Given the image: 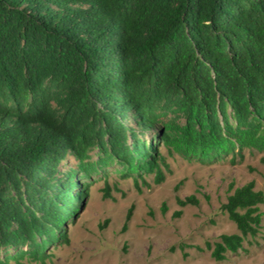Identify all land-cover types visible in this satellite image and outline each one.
<instances>
[{
    "label": "trees",
    "instance_id": "obj_1",
    "mask_svg": "<svg viewBox=\"0 0 264 264\" xmlns=\"http://www.w3.org/2000/svg\"><path fill=\"white\" fill-rule=\"evenodd\" d=\"M161 147L264 152V0H0V264L67 242L92 180L161 182ZM263 202L252 182L226 196L236 232L206 243L215 261L255 236Z\"/></svg>",
    "mask_w": 264,
    "mask_h": 264
},
{
    "label": "rangeland",
    "instance_id": "obj_2",
    "mask_svg": "<svg viewBox=\"0 0 264 264\" xmlns=\"http://www.w3.org/2000/svg\"><path fill=\"white\" fill-rule=\"evenodd\" d=\"M159 151L167 166L160 165L161 182L151 173L136 185L115 173L107 185L92 180L88 193L72 203L67 242L49 245V258L30 264H264V202L257 233L245 237L236 253L215 261L206 247L220 234L236 232L220 209L234 188L252 182L264 196V152L244 150L234 163L228 156L201 164ZM72 165L67 159L60 168Z\"/></svg>",
    "mask_w": 264,
    "mask_h": 264
}]
</instances>
